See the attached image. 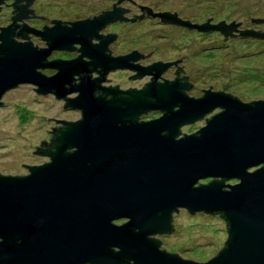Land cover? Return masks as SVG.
Listing matches in <instances>:
<instances>
[{
	"label": "water",
	"instance_id": "95a60500",
	"mask_svg": "<svg viewBox=\"0 0 264 264\" xmlns=\"http://www.w3.org/2000/svg\"><path fill=\"white\" fill-rule=\"evenodd\" d=\"M23 1L0 0L13 7L11 21L0 26V93L18 83L35 84L41 93L52 89L55 97L75 92L63 106L80 116L55 119L63 126L50 140L53 148L37 151L46 161L22 164L27 172L21 175L0 174V264H264V98L243 101L210 88L188 96L184 89L191 84L185 75L177 76L179 58L142 66L131 62L142 56L135 49L111 56L106 42L114 33L96 29L115 18L146 15L188 29L216 30L224 40L236 34L264 38V30L238 29L239 21L210 22V17L191 22L175 11L138 4L140 13L126 18L121 12L127 8L113 5L121 0L92 18L48 19L53 24L39 30L19 19L43 17L26 6L31 0ZM26 31L39 34L46 47L31 46ZM91 36L97 42H90ZM50 48L79 53L46 60ZM170 62L175 76L154 80ZM42 66L56 71L43 75L37 70ZM114 67L135 69L127 78L151 76L138 89L100 85ZM90 70L97 75L90 78ZM214 108L218 111L196 130L179 134L181 125ZM148 110L160 114L137 120ZM203 178L209 180L198 182ZM229 179L235 181L225 182ZM178 208L222 219L225 238L208 259L180 257L158 248L159 240L149 236L172 229L171 212ZM117 217L127 220L112 223Z\"/></svg>",
	"mask_w": 264,
	"mask_h": 264
},
{
	"label": "rangeland",
	"instance_id": "374dc122",
	"mask_svg": "<svg viewBox=\"0 0 264 264\" xmlns=\"http://www.w3.org/2000/svg\"><path fill=\"white\" fill-rule=\"evenodd\" d=\"M114 1L41 0L37 6L48 16L77 20L97 15L101 10L108 9ZM132 1L134 3L130 0L123 3L132 12H136L137 3L153 11H175L178 16L191 22H203L210 17V22L220 19L225 22L239 21L238 29L264 30V22L254 24L249 19L264 18V0ZM104 31L114 33V40L110 44L114 53L135 49L148 54V61L164 62L179 58L176 61H180L193 84L188 94H194L200 88H211L231 93L243 101L264 98V38L234 36L224 40L216 30L188 29L159 22L150 16L126 21L112 19ZM35 43L38 44V41ZM61 55L71 56L68 52L53 51L54 58ZM40 71L48 74L50 69L41 68ZM125 74L124 71H118L109 77L120 85H135L142 80H127ZM74 95L73 92L68 94L69 97ZM61 105V100L52 95L36 94L31 83H18L13 88L5 89L0 104V172L14 174L23 171L22 164H37L48 159L33 150L47 138L48 129L55 124L51 118L69 121L80 116L77 109H63ZM216 111L218 108L212 109L204 118ZM204 118L181 125L179 134L196 130L204 123ZM208 180L203 178L198 182ZM234 181L229 179L225 182ZM174 215L175 231L164 237L162 242V247L169 252H176L186 259L204 261L222 245L225 238L224 224L217 214L201 211L189 214L184 208H179Z\"/></svg>",
	"mask_w": 264,
	"mask_h": 264
},
{
	"label": "flooded vegetation",
	"instance_id": "af4514ba",
	"mask_svg": "<svg viewBox=\"0 0 264 264\" xmlns=\"http://www.w3.org/2000/svg\"><path fill=\"white\" fill-rule=\"evenodd\" d=\"M11 1L12 0H3L4 3H9ZM3 2H0V26H5V24H8L11 21V19L9 18V16L13 14V12H10V10L13 9V7H11V4H4L3 5ZM18 2H22L23 3L24 1L23 0H18ZM40 2H41V0H31L26 6L32 9L31 12L33 13V15H41V16H43L42 18L41 17H38V16H25V17H19V19L21 21H23L26 25L32 26L33 28H36V29H39V30L42 29L41 28L42 25L51 26L53 24V22L52 21H49L48 19H59V20H66V21H69V22H71L73 20H76V19H62V18H56V17L48 16L45 13L41 12L40 9L38 8L37 4L40 3ZM125 2H128V0H121L119 3H113L114 6H121V7L127 8V10L121 12V16H124V17L128 18L127 16H129L131 14H137L138 13L139 6L136 5L137 3H135V6L137 7L136 12H132L128 6H123L124 5L123 3H125ZM109 9H111V4L109 5L108 9H106V10H109ZM32 13L26 12L27 15H32ZM143 17H146V15H144V16H142L140 18H143ZM89 18H92V17H89ZM155 18H157V17H155ZM137 19H139V18H135V20H137ZM20 20H14V21L16 23H19ZM115 20H118V19L115 18ZM121 20H123V19H119L118 21H121ZM126 20H128V19H124V21H126ZM109 22L110 21L105 22L102 26H100L98 29H96V33L105 34L106 31H104V29L106 28L107 24H109ZM25 34L28 35L27 39L31 42V46H34L35 45L36 47H46V44L43 43L44 42V39L39 38V34H34V33L29 32V31H26ZM235 36H239V35L236 34ZM11 37L15 41H21L22 42V41H25L26 40L25 38H22L19 35H17V36L11 35ZM113 40H114V36H113V38L111 40H109V41L106 42V48L109 50V55H111V56L122 55V54L128 53V52H130L132 50V49H130L127 52H123V53H114L112 51V49L110 48V44L112 43ZM35 41H38V44H36ZM89 41L90 42H97V38H94L93 36H91L89 38ZM71 44H72V46H75V48H77L79 46V43L78 42H72ZM53 51H62V52H65V53L68 52L71 55V56H69V55L56 56V58H59V59H62V58L63 59L72 58V57L76 56V54L79 53V50L74 49V48H71V49H66V48H50L49 51H48V53L45 54V57L44 58L46 60H49L51 58H54L53 57ZM135 51H137L138 53H142V56L141 57H138L136 59L131 60L132 63L137 62L138 64L144 66V65H147V64L151 63L152 61H155V60L148 61V60H146L148 54H145V53H143V52H141L139 50H135ZM82 59L87 60L88 57L83 55L82 56ZM174 63L176 65H178L181 68V70L183 71V72L182 71H178L177 72V76L185 75L186 76V81H188L191 84L188 88L184 89V92L188 96H193V97L200 96L202 94V90H200L198 92H195L194 94H188V91L193 89V84L190 81L189 76L184 72V69H183V67L180 64V61H174ZM41 68L42 69L43 68H49L50 69V72L48 74L47 73H42L40 71ZM174 68H175V65L172 62L168 63L165 66V68H163L161 71L158 72V76H155L154 80L162 81V78L172 79L175 76V73L173 72L174 71ZM37 70L40 71L43 75L48 76V75L54 73L56 71V68L55 67H50V66H42V67H37ZM118 71L119 72L120 71L126 72L127 74H125L124 77L127 80H131V81H138V80H141V79L142 80H141V82H139L138 84H135V85L134 84H130V85H120L117 82L111 81L110 80V77H109V75L111 73L118 72ZM89 73H90V76H89L90 78L92 76L97 75V72H95L93 70H90ZM133 73H135V69H130L128 67H114L112 69H107L105 71L103 77L106 78L107 80H100V81H98V83L100 85L103 84V86H106L108 84L110 86H112L113 84H116V87L117 88H120V89L127 88L128 86L129 87H134V89H138V88H140L143 85L144 82L148 81L149 80V76H151V73H142L138 77H133V78L128 77L127 78L128 75L133 74ZM165 74H169V75L166 76ZM71 76L73 78L77 77L76 74H72ZM160 77H162V78H160ZM77 80H78V78L73 79L74 82H76ZM15 86H13V87H15ZM33 86H34V88H36V85L35 84H33ZM7 89H9V88H7ZM4 91H5V89L0 93V104H1V95H2V93H4ZM35 92H36V94L37 93L38 94H45V95L48 94V95H52L53 97H55L52 89H50V90H48V91H46L44 93L38 92L35 89ZM73 93H75V92H73ZM68 94L69 93H65L61 97H55L56 99H60L61 100V104H62L61 106H62L63 109L68 108V107H64L63 106L65 100L67 99V97H69ZM213 110H216V108L213 109ZM148 114H150V115H148ZM159 114H160V111H158V110H148V111L139 113L138 114V117H137V120H139V119H141V120H147V119H150V118H154V117L158 116ZM204 117H205V115L202 118H204ZM55 119H57V118H51V120L53 122H55V124L54 125H51L50 129H48V131H47V134H48L47 138L45 140H42L40 142L39 146H36L35 149L33 150L34 153H36L38 155H42V156H44L46 158H47L46 155H43L42 153L37 152V151L38 150L45 151V150H48V149H52L53 148L52 141H50V140H52V137L56 133V131L63 126V123L61 121H57ZM58 120H62V119H59L58 118ZM25 165H27V164H25ZM21 166L24 168L23 171L16 172L14 174L21 175V174H24V173L27 172L26 166H24V165H21ZM6 173H8V172H6ZM6 173L0 172V174H6ZM8 174H11V173H8ZM14 174L12 173V175H14ZM178 211H179V208L176 211H172L171 212L170 224H171L172 229H170L168 232L152 233V234L149 235V236H152V237H156L159 240L158 248H163L166 251H170V250H167L166 248L162 247V242H164V237L172 234L175 231V223H174V216L175 215L174 214H176V212H178ZM189 214H192V213H189ZM126 220H127V217H117L115 219H112L111 222L114 223V224H120L121 222H124Z\"/></svg>",
	"mask_w": 264,
	"mask_h": 264
},
{
	"label": "bare ground",
	"instance_id": "6f19581e",
	"mask_svg": "<svg viewBox=\"0 0 264 264\" xmlns=\"http://www.w3.org/2000/svg\"><path fill=\"white\" fill-rule=\"evenodd\" d=\"M254 24H256V23H254Z\"/></svg>",
	"mask_w": 264,
	"mask_h": 264
}]
</instances>
